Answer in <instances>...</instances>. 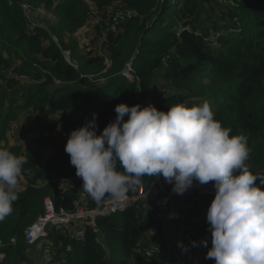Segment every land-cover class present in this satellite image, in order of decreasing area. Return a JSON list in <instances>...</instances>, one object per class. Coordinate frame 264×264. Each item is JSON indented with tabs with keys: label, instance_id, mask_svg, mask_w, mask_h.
Returning <instances> with one entry per match:
<instances>
[{
	"label": "trees",
	"instance_id": "trees-1",
	"mask_svg": "<svg viewBox=\"0 0 264 264\" xmlns=\"http://www.w3.org/2000/svg\"><path fill=\"white\" fill-rule=\"evenodd\" d=\"M21 3L33 10L51 11L56 22L27 34L28 19ZM226 3L60 0L54 4L53 0H0V149L23 157L26 163L22 168L31 169L35 180H56L17 192L12 213L0 221V264L35 263V250L25 244L23 231L43 212L44 197L53 200L56 210L70 209L78 196L89 208L99 205L81 188V179L72 191L59 190L57 181L77 178L64 151L65 140L71 131L91 121L93 113L97 114L99 135L115 120L114 109L121 103L131 107L144 99L145 107L152 105L167 112L176 104L191 107L207 101L214 118L231 129V136L246 137L250 149L247 162L252 164L249 171L264 177V0ZM92 11L98 17L107 11L132 14L121 23L120 33L109 37L112 45L108 65L103 58L79 54L75 42L64 43L65 34L92 28ZM92 29L94 38H98L99 26ZM129 62L138 79L132 83L120 75ZM10 69L17 76L6 79L3 71ZM30 111L35 114L38 131L59 135L60 145L49 159L41 160L37 154L3 145L11 122L19 116L27 117L24 114ZM66 165L71 170L64 174ZM164 183L163 177H150L145 180V188ZM256 185L260 186L259 180ZM189 202L192 208L184 209V201H176L171 219L177 222L181 216L182 224H192L186 228L189 249H197L193 241L199 245L207 239L208 251L212 247L211 233L206 217H200L202 213L207 215L208 208L198 212L207 203ZM151 213L149 202L137 200L114 214L97 217V232L87 228L79 243L62 239L52 264H166L169 255L147 260L141 253L153 223ZM199 264L215 261L205 259Z\"/></svg>",
	"mask_w": 264,
	"mask_h": 264
},
{
	"label": "clouds",
	"instance_id": "clouds-1",
	"mask_svg": "<svg viewBox=\"0 0 264 264\" xmlns=\"http://www.w3.org/2000/svg\"><path fill=\"white\" fill-rule=\"evenodd\" d=\"M116 118L97 135V114L71 131L64 151L82 189L97 203L119 207L142 177H163L183 195L194 181L213 183L214 199L207 209L212 247L205 259L215 264H264V177L247 166L250 149L244 135L231 136L214 118L207 101L183 103L167 112L154 106L124 103ZM125 117L127 119L125 120ZM23 157L0 149V221L18 199ZM200 243L207 247L208 240ZM192 246H199L193 241Z\"/></svg>",
	"mask_w": 264,
	"mask_h": 264
},
{
	"label": "built area",
	"instance_id": "built-area-1",
	"mask_svg": "<svg viewBox=\"0 0 264 264\" xmlns=\"http://www.w3.org/2000/svg\"><path fill=\"white\" fill-rule=\"evenodd\" d=\"M54 4H58L60 0H53ZM24 15L28 19L27 34H33L37 25L32 17V9L29 5L21 3L20 5ZM93 22L100 28V37L95 41L104 45L105 51H108L112 45L109 37L115 38L120 31V25L127 19L132 17L128 13H114L113 15L107 14L104 19L99 18L95 12H91ZM102 36H104L103 39ZM94 42V43H95ZM90 43V44H94ZM103 58L104 64H110L109 57L94 56ZM6 79H12L17 76L11 69L3 71ZM122 78L127 82L132 80L134 71L132 64L129 62L125 64L120 72ZM23 78V77H21ZM135 80L138 79L134 76ZM9 137L17 143H34L38 148L45 145H50L53 141L58 140V134L41 132V131H20L16 126H11L8 129ZM67 142V140H65ZM34 175L28 170H22L20 182L25 185H33ZM149 176L142 177L140 185L136 186L134 190H130L128 199L124 201L119 207L113 206L107 201L99 203L95 208H89L81 196H78L71 203L70 209L60 208L56 210L53 200L46 197L42 203V215L37 218L31 225L27 226L23 231L24 242L31 248L36 246V250H41L44 255V264H52L57 251L62 247V239L68 243H79L84 240L85 231L91 228L94 233L97 232L95 227V219L97 217L109 216L126 207L134 204L135 201H147L150 203L152 210L151 219L152 226L147 234L146 246L142 247V254L145 259L150 260L154 256L162 257L169 255V264H188V255L190 253L189 247L186 244V228L182 224L181 216L178 217L177 222L171 218L170 212L173 210V205L176 201H184L182 206L185 209L190 208V202L199 205L206 204L209 208L212 200L214 199L215 190L213 188L214 182H209L207 185H201L198 181H194L191 188L188 189L183 195H178L172 191V185L166 183L162 185L152 184L148 189L145 188V180ZM80 178H69L58 182V188L61 193L72 191ZM40 185L39 182L34 183L35 187ZM262 188V185L260 186ZM163 188V189H162ZM157 189L162 191L157 194ZM192 208V207H191ZM207 214V209L205 211ZM204 215L203 213L200 217ZM57 236V240H55ZM1 261V254H0Z\"/></svg>",
	"mask_w": 264,
	"mask_h": 264
},
{
	"label": "rangeland",
	"instance_id": "rangeland-1",
	"mask_svg": "<svg viewBox=\"0 0 264 264\" xmlns=\"http://www.w3.org/2000/svg\"><path fill=\"white\" fill-rule=\"evenodd\" d=\"M226 1L227 0H221L222 5L227 6L228 3H226ZM112 9L117 10V7H112ZM32 11H33V15H34L33 20H34L35 24L37 23V27H45L46 28L49 25H52L56 22V17L54 15H52L51 11H46L42 8H37L35 10L32 9ZM114 13H116V12H109V11L104 12L103 19L107 14L112 15ZM119 13H122V12L120 11ZM101 17H99V18H101ZM89 25L92 28H96L95 22L90 21ZM92 28L87 27L82 32L78 31L74 35L65 34L64 35V43L70 44L71 41L75 42L78 53L79 54L87 53L88 56L91 58H93L94 56H102V55H105V57H109V55H110L109 50L105 51V47L100 42V40L95 42L100 37V34H99L98 38H94V30ZM120 31H119V33H120ZM103 38H104V36H102L101 39H103ZM92 40H94L93 41V43L95 42L94 44L89 43ZM123 80L125 82H127L124 78H123ZM134 81H135V78H134V76H132V80H130L128 83H132ZM115 84H116V81L111 84V87H114ZM138 104H140L142 107H145L144 99H140ZM126 119L127 118L125 117V120ZM12 126H16V128L18 130L23 131V132L24 131H37V130H33V129H36V127H35V114H33L31 111H30V113L28 112L26 118L17 119L16 121L14 120ZM5 143H6V146H12V145L16 146V143H14L13 140L11 141V139L8 135V132L6 135ZM27 145L28 146H25V145H19V146L26 148V150H28V151H34L35 150L36 145L34 143H29ZM59 145H60V143L55 140L50 145H45V146L41 147L40 148L41 150L39 149V152L41 151V153L43 155H49V154L53 153L54 151H56L58 149ZM246 163H247V166H252L251 163H248V162H246ZM64 167H65L64 174L69 173L71 170L70 166L66 165ZM164 184H166V183H164ZM162 189H160V190L157 189L156 195L160 194ZM190 207H192V206H190ZM185 208H186V206H185ZM202 211H203V207H201L198 212H202ZM191 225L192 224H187L185 226L190 227ZM30 249H36V246H33ZM189 251L191 252V249H189ZM206 253H207V247H204L202 250H199L195 253H192V258L190 259L188 264H199V263H201L202 261L205 260V254ZM198 255H200V261H199ZM201 255H204V256L201 257ZM139 256H141V255H139ZM169 263H170V261L167 260L166 264H169ZM127 264H133V263L128 262Z\"/></svg>",
	"mask_w": 264,
	"mask_h": 264
},
{
	"label": "crops",
	"instance_id": "crops-1",
	"mask_svg": "<svg viewBox=\"0 0 264 264\" xmlns=\"http://www.w3.org/2000/svg\"><path fill=\"white\" fill-rule=\"evenodd\" d=\"M32 17H33V19H34V15H33V13H32ZM36 25H37V23H36ZM25 116L27 115V113L26 114H24ZM20 117V118H19ZM18 118L19 119H21V118H26V117H24V116H19ZM13 125V122H11V124H10V126L8 127V129L11 127ZM35 127H36V125H35ZM8 129H7V132H8ZM33 130H37V128L36 129H33ZM38 131V130H37ZM7 132H6V135H7ZM11 139V138H10ZM11 141H12V139H11ZM14 143H16V146H14V145H12V146H6V143H3V145L6 147V148H10V147H19L20 148V150L22 151V152H30V153H33V154H37V155H39V157H40V159L41 160H45V159H49V158H51L53 155H54V152L53 153H51V154H49V155H43L42 153H41V151L39 152V149L41 148H38L37 146L35 147V150L34 151H28V150H26V148H23V147H21V146H19V145H25V146H28L27 145V143H17V142H14ZM41 150V149H40ZM22 170H28V171H30L33 175H34V177H33V179H34V182H33V185H31V184H29V185H25L24 183H22V182H20L19 181V185H18V187H17V192H19V191H22V190H24L25 188H28V187H31V188H39V187H41V186H45L46 184H48L49 182H55L56 180L55 179H52V180H45V181H40V180H35V174H34V172H32L31 171V169H26V168H22ZM78 178V177H77ZM37 182H39L40 183V185L38 186V187H35L34 186V183H37ZM46 197H49V196H46ZM46 197H44V198H46ZM44 198H43V200H44ZM42 203H43V201H42ZM43 210V209H42ZM42 215V213L39 215V216H41ZM38 216V217H39ZM204 218L206 217V215H202ZM37 217V218H38ZM37 218L34 220V221H36L37 220ZM33 221V222H34ZM32 222V223H33ZM31 223V224H32ZM30 224V225H31ZM29 226V225H28ZM204 248V246H203V244L201 243V244H199V246H197V249L196 250H191V252H190V254L188 255V262L190 261V259L192 258V253H195V252H197V251H199V250H202ZM35 250V254H33V256L34 257H32V260L35 262L34 264H43L44 263V255L42 254V252H41V250H36V249H34ZM63 251H64V248L63 249H61L60 250V252L61 253H63ZM59 252V253H60ZM68 252V251H67ZM202 256H204V255H201V257ZM198 257H199V261H200V255H198Z\"/></svg>",
	"mask_w": 264,
	"mask_h": 264
}]
</instances>
